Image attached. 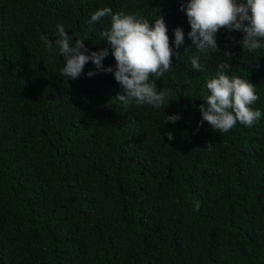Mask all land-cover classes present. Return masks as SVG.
<instances>
[{"label":"trees","instance_id":"1","mask_svg":"<svg viewBox=\"0 0 264 264\" xmlns=\"http://www.w3.org/2000/svg\"><path fill=\"white\" fill-rule=\"evenodd\" d=\"M180 2L0 0V264H264V49L221 29L220 51L198 52ZM102 7L161 17L170 43L182 29L179 59L155 81L167 105L124 106L113 74L91 61L61 76L64 58L41 37L54 42L61 24L70 45L99 52L110 17L89 21ZM222 62L256 85L252 127L199 124ZM102 64L115 70L110 48Z\"/></svg>","mask_w":264,"mask_h":264},{"label":"clouds","instance_id":"2","mask_svg":"<svg viewBox=\"0 0 264 264\" xmlns=\"http://www.w3.org/2000/svg\"><path fill=\"white\" fill-rule=\"evenodd\" d=\"M180 10L185 13L190 26L188 36L200 53L220 51L215 37L221 29L241 32V47L249 52L264 49V0H181ZM104 17H110V26L100 36L108 47L90 55L84 54L87 49L83 39H75V43L70 45L73 37L61 24L57 25L59 38L54 42L41 37L50 53L56 49L58 55L64 58L61 76L76 79L91 61L97 71L113 74L123 90V94L117 93L116 99L124 106L131 103L157 108L167 105L169 90H160L155 81L171 70L173 58L179 59L180 54L175 49H179L184 42L182 29L177 27L173 30L175 39L170 43L167 26L161 17H156L153 23L136 13H113L110 7L94 11L89 22L95 23ZM109 48L115 59V70L102 64ZM223 57L230 60L232 53L225 51ZM199 60L198 55L190 57L192 68L203 71L204 66ZM217 68L215 76L205 82L207 94L199 106L202 117L199 124L207 121L218 132H228L237 123L252 127L262 115L259 109L251 107L259 99L256 85L248 79L227 75L226 70L231 68L228 62L220 63ZM94 74L92 71L87 73L89 77ZM179 119L178 114L165 116V122L174 123ZM165 135L169 141L174 139L170 132Z\"/></svg>","mask_w":264,"mask_h":264}]
</instances>
